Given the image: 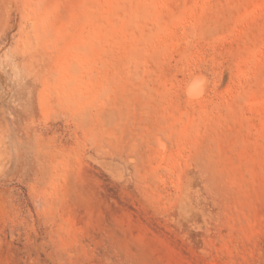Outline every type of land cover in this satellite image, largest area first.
<instances>
[{
    "label": "rangeland",
    "instance_id": "rangeland-1",
    "mask_svg": "<svg viewBox=\"0 0 264 264\" xmlns=\"http://www.w3.org/2000/svg\"><path fill=\"white\" fill-rule=\"evenodd\" d=\"M0 125V264H264V0H0Z\"/></svg>",
    "mask_w": 264,
    "mask_h": 264
},
{
    "label": "bare ground",
    "instance_id": "bare-ground-1",
    "mask_svg": "<svg viewBox=\"0 0 264 264\" xmlns=\"http://www.w3.org/2000/svg\"><path fill=\"white\" fill-rule=\"evenodd\" d=\"M196 80V79H195ZM199 80V79H197ZM201 83V82H200ZM203 85V84H201ZM190 86V85H189ZM203 87V86H202ZM203 89H201L199 86L197 85H192L189 89V94L191 95V97H196L198 95H201ZM205 90V89H204ZM203 93V92H202ZM7 124V123H6ZM9 126V125H7ZM10 129V128H9ZM3 128L0 125V165H3V160L6 158V151L9 148V140H7L6 136ZM7 135V134H6ZM10 138V137H9ZM8 155V154H7ZM5 165V164H4Z\"/></svg>",
    "mask_w": 264,
    "mask_h": 264
}]
</instances>
